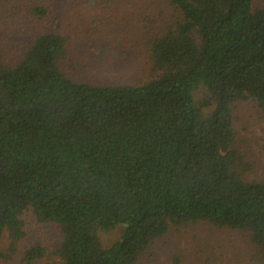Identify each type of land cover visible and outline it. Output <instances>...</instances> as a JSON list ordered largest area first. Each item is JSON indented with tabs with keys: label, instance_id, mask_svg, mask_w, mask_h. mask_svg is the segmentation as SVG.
Listing matches in <instances>:
<instances>
[{
	"label": "trees",
	"instance_id": "obj_1",
	"mask_svg": "<svg viewBox=\"0 0 264 264\" xmlns=\"http://www.w3.org/2000/svg\"><path fill=\"white\" fill-rule=\"evenodd\" d=\"M58 1L89 14L87 41L145 46L153 79L80 81L60 32L38 30L19 60L0 59V242L7 233L10 243L0 264L19 256L28 209L61 232L53 264L152 263L157 241L200 223L197 235L237 237L238 264H264V182L243 177L232 116L252 100L264 117V9L253 11V0ZM49 9L26 14L46 27ZM119 225L121 240L102 247L98 234ZM45 257L32 248L21 264Z\"/></svg>",
	"mask_w": 264,
	"mask_h": 264
},
{
	"label": "rangeland",
	"instance_id": "obj_2",
	"mask_svg": "<svg viewBox=\"0 0 264 264\" xmlns=\"http://www.w3.org/2000/svg\"><path fill=\"white\" fill-rule=\"evenodd\" d=\"M30 5H43L54 12V17L46 27L38 25L27 17ZM253 11L264 9V0H253ZM64 12V14H63ZM62 17V18H61ZM89 14L80 9L69 10L68 5L58 0H0V59L12 64L19 60L30 45L38 30L43 33H63L72 40L69 46L71 57L77 63L79 80L97 86H133L149 82L153 79L148 53L145 46H123L120 42L109 43V46H98L87 41L81 33L84 30ZM114 45V46H112ZM206 90L201 88L194 96L201 103ZM234 128L237 135L236 150L249 171L243 177L249 182H264V117L252 100L237 102L232 107ZM247 169V170H248ZM24 239L19 244V256L7 259L1 264H21L25 251L41 247L46 257L35 264H53L57 262L55 252L60 247L61 232L53 224H41L31 209L22 216ZM204 225L196 224L186 230H171L166 237L157 241L149 255H153L152 263L142 264H238L244 256L242 244L237 237L231 239L219 235L199 234ZM125 228L117 226L108 233H99L98 239L102 247H111L119 242ZM7 233L0 242V254L9 248ZM202 251L203 255L198 254ZM175 260V261H176Z\"/></svg>",
	"mask_w": 264,
	"mask_h": 264
}]
</instances>
